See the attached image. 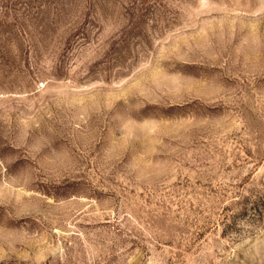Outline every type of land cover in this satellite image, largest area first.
<instances>
[{
    "label": "rangeland",
    "instance_id": "1",
    "mask_svg": "<svg viewBox=\"0 0 264 264\" xmlns=\"http://www.w3.org/2000/svg\"><path fill=\"white\" fill-rule=\"evenodd\" d=\"M0 264H264V0H0Z\"/></svg>",
    "mask_w": 264,
    "mask_h": 264
}]
</instances>
